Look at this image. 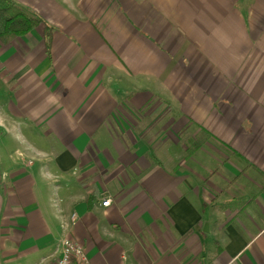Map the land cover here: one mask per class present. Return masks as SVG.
I'll list each match as a JSON object with an SVG mask.
<instances>
[{
	"label": "crops",
	"instance_id": "0c3cea01",
	"mask_svg": "<svg viewBox=\"0 0 264 264\" xmlns=\"http://www.w3.org/2000/svg\"><path fill=\"white\" fill-rule=\"evenodd\" d=\"M15 1L0 264H264V0Z\"/></svg>",
	"mask_w": 264,
	"mask_h": 264
},
{
	"label": "trees",
	"instance_id": "16d2710c",
	"mask_svg": "<svg viewBox=\"0 0 264 264\" xmlns=\"http://www.w3.org/2000/svg\"><path fill=\"white\" fill-rule=\"evenodd\" d=\"M42 24L44 47L50 54L53 47L54 27L15 0H0V42H10L16 37L32 32Z\"/></svg>",
	"mask_w": 264,
	"mask_h": 264
},
{
	"label": "built area",
	"instance_id": "2783aa9c",
	"mask_svg": "<svg viewBox=\"0 0 264 264\" xmlns=\"http://www.w3.org/2000/svg\"><path fill=\"white\" fill-rule=\"evenodd\" d=\"M111 204L110 199L103 201L104 206ZM54 264H92L83 245L73 238L65 237L60 243V255Z\"/></svg>",
	"mask_w": 264,
	"mask_h": 264
},
{
	"label": "rangeland",
	"instance_id": "374dc122",
	"mask_svg": "<svg viewBox=\"0 0 264 264\" xmlns=\"http://www.w3.org/2000/svg\"><path fill=\"white\" fill-rule=\"evenodd\" d=\"M19 37H22V36H19ZM19 37L12 39L10 42H0V109H2V107H4L2 104H4L8 99H12V95L10 96L9 93H7L5 91L8 90L10 88V86L12 85V82L9 81L7 78L10 77L11 72L13 71V68H11L9 66V64H7L6 62L9 59L11 61H13L14 59L16 60V58L11 56L14 52H12V53H11V51H10V53H6V52L8 51V49H9L8 47H10V45H13L12 48H14V44H13L14 42L13 41L15 39H18ZM1 89H3V91H1ZM157 130H158V128L155 131H157ZM164 132H163V135H165ZM13 145H14L13 142L11 140H8V144H7L8 149L9 148L12 149Z\"/></svg>",
	"mask_w": 264,
	"mask_h": 264
}]
</instances>
